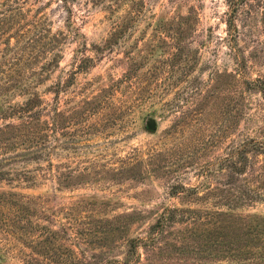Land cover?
Masks as SVG:
<instances>
[{"label":"rangeland","instance_id":"obj_1","mask_svg":"<svg viewBox=\"0 0 264 264\" xmlns=\"http://www.w3.org/2000/svg\"><path fill=\"white\" fill-rule=\"evenodd\" d=\"M141 1L135 19L115 22L128 4L68 0V22L60 0H19L23 21L12 27L20 38L0 35V54L7 43L20 47L15 52L31 60L21 68L23 84L64 119L47 177L33 185L0 181V264H69L73 251L124 258L123 241L145 234L163 208H212L202 191L200 199L170 196L171 184L197 186L200 164L225 154L232 139L260 136L264 105L244 79L264 80V22H236L241 77L226 42L224 0ZM191 12L192 22H170ZM177 39L182 61L171 64ZM86 56L93 62L81 63ZM128 57L136 64L125 79ZM237 213L264 216V202Z\"/></svg>","mask_w":264,"mask_h":264},{"label":"trees","instance_id":"obj_2","mask_svg":"<svg viewBox=\"0 0 264 264\" xmlns=\"http://www.w3.org/2000/svg\"><path fill=\"white\" fill-rule=\"evenodd\" d=\"M113 1L118 6L128 4L127 16L115 22H131L136 18L134 11H139L143 4L141 0ZM60 2L69 15L67 21L71 22L72 8L68 0ZM20 5L19 0H4L0 4V35L2 38L3 34L4 40L12 35L20 38L12 27V22L23 21ZM224 6L227 46L233 52L235 74L244 77L246 58L238 45L241 34L236 22H264V2L224 0ZM110 9L113 8L110 6ZM192 18L191 12L187 16L178 15L170 22H192ZM116 32L111 33L106 47L111 48L115 43ZM181 45L180 40L175 43L176 52L167 59L171 64L182 61ZM4 50L0 54V181L33 185L38 183L39 177L45 178L51 172V140L56 129L62 128L64 119L23 84L21 68L25 67L24 63L30 65L31 60L24 62L22 54L15 52L20 47L12 49L7 43ZM127 60L130 67L123 75L125 79L131 78L136 64L133 57ZM83 61L93 62L87 56L81 63ZM51 63L49 61L43 69L50 70ZM39 75V80L43 81L45 74ZM244 82L250 91L261 96L264 105V80L245 78ZM17 94L26 98L22 103H11V97ZM261 117L264 121V114ZM258 135L240 141L232 139L225 154L202 162L197 170L201 180L197 186L185 187L177 182L169 186L168 194L177 198L200 199L199 192H204L207 197L203 200H208L212 208L199 211L163 208L145 234L123 241L124 258L109 257L111 250L92 252L89 256L73 251L69 264H264V216L237 213L264 202V123L258 127ZM31 163L35 165L34 171L26 168ZM16 165H24V168H16ZM155 169L160 171L159 167ZM60 177L61 187H66L67 176L61 173ZM77 240L76 236L72 239Z\"/></svg>","mask_w":264,"mask_h":264},{"label":"water","instance_id":"obj_3","mask_svg":"<svg viewBox=\"0 0 264 264\" xmlns=\"http://www.w3.org/2000/svg\"><path fill=\"white\" fill-rule=\"evenodd\" d=\"M148 131L154 132L156 130V121L153 118H148L145 122Z\"/></svg>","mask_w":264,"mask_h":264}]
</instances>
